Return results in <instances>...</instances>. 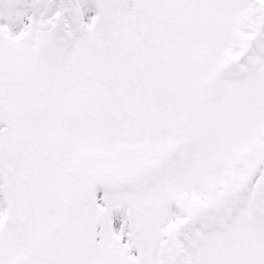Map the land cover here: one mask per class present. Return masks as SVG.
I'll use <instances>...</instances> for the list:
<instances>
[{
    "label": "snow or ice",
    "instance_id": "snow-or-ice-1",
    "mask_svg": "<svg viewBox=\"0 0 264 264\" xmlns=\"http://www.w3.org/2000/svg\"><path fill=\"white\" fill-rule=\"evenodd\" d=\"M0 264H264V0H0Z\"/></svg>",
    "mask_w": 264,
    "mask_h": 264
}]
</instances>
